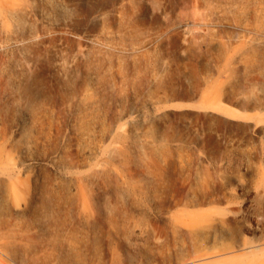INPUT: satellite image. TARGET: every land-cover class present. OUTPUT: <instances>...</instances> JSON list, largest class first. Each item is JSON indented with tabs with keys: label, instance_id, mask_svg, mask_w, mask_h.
Segmentation results:
<instances>
[{
	"label": "rangeland",
	"instance_id": "rangeland-1",
	"mask_svg": "<svg viewBox=\"0 0 264 264\" xmlns=\"http://www.w3.org/2000/svg\"><path fill=\"white\" fill-rule=\"evenodd\" d=\"M0 209V264H264V0H0Z\"/></svg>",
	"mask_w": 264,
	"mask_h": 264
},
{
	"label": "bare ground",
	"instance_id": "bare-ground-1",
	"mask_svg": "<svg viewBox=\"0 0 264 264\" xmlns=\"http://www.w3.org/2000/svg\"><path fill=\"white\" fill-rule=\"evenodd\" d=\"M89 126H90V123L88 122V121H82L80 124H79V128H78V130H79V133H81V134H86V133H88V131H89ZM122 153L120 152L119 153V155H121ZM102 178L104 179V180H109V184H111L114 188H115V191H116V193H118V194H123V191H122V188H121V186H120V184H119V182H118V180L117 179H113L111 176H110V174L108 173V172H103V174H102ZM121 195H117L118 197L119 196H121ZM66 200L65 201H71L72 200V198L70 197V196H68V195H66ZM47 204H48V200L46 199H44L43 201H42V203H41V207L42 208H46L47 207ZM40 209V208H39ZM0 211H1V209H0ZM6 248H8L9 250L11 249V245H6ZM70 248L72 249V250H70L71 252L74 250V248L73 247H71L70 246ZM75 254V253H74ZM63 263V262H62Z\"/></svg>",
	"mask_w": 264,
	"mask_h": 264
}]
</instances>
